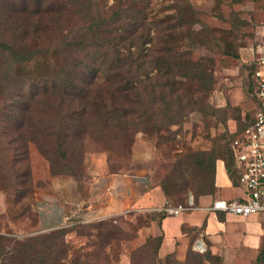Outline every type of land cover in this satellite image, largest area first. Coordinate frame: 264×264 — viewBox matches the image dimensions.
<instances>
[{
	"label": "trees",
	"instance_id": "1",
	"mask_svg": "<svg viewBox=\"0 0 264 264\" xmlns=\"http://www.w3.org/2000/svg\"><path fill=\"white\" fill-rule=\"evenodd\" d=\"M90 2L0 0V137L14 168L12 182L18 185L11 203L34 198L30 166H21L30 144L48 161L51 175H75L72 165H83L90 141L109 152L126 149L128 143L131 149L139 132L155 135L159 142L174 140L173 127L181 126L196 110V101L214 88L213 59L193 58L196 33L180 13L152 20L157 27L151 30L146 24L136 26L134 20L145 16L139 17L142 9L135 11L132 3L103 14ZM71 15L82 24L65 27L63 19ZM230 54L238 58L237 52ZM32 62L39 66L35 75L24 69ZM216 156L215 149H208L177 158V177L159 182L166 203L186 204L188 195L183 203L169 197L179 200L188 189L194 205L201 195L212 194ZM225 160L233 178L229 149ZM191 163L202 172L197 185L188 178ZM29 206L23 203L13 217L26 214ZM155 212L149 214L159 217L157 222L166 215ZM66 227H58L57 234L20 239L0 235V264H108L95 250L74 253L73 259L64 250L54 256ZM95 228L106 245L119 229L112 218ZM153 239L157 253L162 235ZM263 253L264 247L257 262Z\"/></svg>",
	"mask_w": 264,
	"mask_h": 264
},
{
	"label": "rangeland",
	"instance_id": "2",
	"mask_svg": "<svg viewBox=\"0 0 264 264\" xmlns=\"http://www.w3.org/2000/svg\"><path fill=\"white\" fill-rule=\"evenodd\" d=\"M87 1V0H81ZM92 7L99 8L103 14H109L114 6L127 7L132 3L133 9L137 11L142 9V20L134 23L146 24L151 30L155 29L156 23L152 20L172 14L175 11L185 21L192 23L194 33H196V48L192 51V56L197 59L200 55L212 57L214 62V88L196 101V110L189 113L187 119L181 126L173 127L174 140L159 142L155 135H145L137 133L136 138L140 137L150 140L152 143L153 161L147 176L150 182L159 184L164 177H174L178 175L174 168V162L182 154L193 151H206L215 149L216 154L220 150L225 153L229 149L230 139L235 135L227 131L217 130L212 126L210 117L214 114L222 115V110H217L212 99V93L217 86V79L223 73L224 68L231 69L232 64L236 63V58L230 53L237 52L238 48L244 43L245 35L243 24L246 26L248 17H260V13L253 8L257 0H90ZM183 7L178 11V5ZM181 4V5H182ZM177 7V10H176ZM131 17V16H130ZM137 18V17H136ZM121 19H124L121 18ZM129 20L126 19L125 22ZM123 21V20H122ZM82 22L76 16H69L63 19V25L70 27L79 26ZM141 26L137 31H140ZM225 51V52H224ZM229 52V53H227ZM227 53V54H224ZM29 75H35L39 71V66L34 62L24 67ZM220 73V74H219ZM208 96V97H207ZM256 110V104L254 113ZM212 113V114H210ZM254 116V115H253ZM240 127L239 132L242 131ZM220 129H222L220 127ZM237 132V133H239ZM214 133V134H212ZM159 144L157 145V143ZM7 144L3 137H0V235L20 239L26 236L37 234H57L59 228L46 231H36L33 228L35 222V192L47 187L49 177L54 176L49 172L48 161L38 152L33 144L28 146V158L22 161L21 166L29 165L32 175V184L34 188V198H22L18 202L11 203L13 188L17 187L11 174L13 169L9 163L7 153ZM122 147V146H120ZM125 148L112 151L99 150L98 144L93 141L87 143L88 153L103 152L111 168L126 170L129 168L133 149H130V143ZM131 150V152H130ZM84 161V159H83ZM75 175H68L75 178H82L86 174V165L79 168L75 165ZM11 167V168H10ZM175 170V171H174ZM189 179L192 183L199 181L201 170L192 165L188 170ZM196 177V179L194 178ZM24 186H19L22 189ZM192 192L188 189L182 194L179 200L177 195L169 197V201L183 203L187 195ZM11 200V201H10ZM30 203L29 211L19 217H13L14 212L19 210L23 203ZM168 204V203H166ZM154 211V210H153ZM152 210H130L124 211L111 217L79 222L66 227L65 235L62 241L56 246L54 256L63 255V250L67 253V258H74V253L83 254L95 250L99 253L100 260L106 256L108 264H220V259L211 254L208 248L198 249L195 247L196 235H192L191 230L188 233L189 238L183 251H174L166 255H160L156 251V241L150 233L152 220H158L159 217L149 214ZM155 211H159L155 209ZM154 211V212H155ZM153 215V219H150ZM113 219V224L118 226L117 234L114 240L108 245L99 239L95 225L107 219ZM187 232V230H186ZM80 252V253H79ZM83 260V256H81ZM71 259V261H72Z\"/></svg>",
	"mask_w": 264,
	"mask_h": 264
},
{
	"label": "crops",
	"instance_id": "3",
	"mask_svg": "<svg viewBox=\"0 0 264 264\" xmlns=\"http://www.w3.org/2000/svg\"><path fill=\"white\" fill-rule=\"evenodd\" d=\"M253 8L261 16H249L246 26L243 24L242 28L246 27L244 43L238 48L236 63L231 69L224 68L212 93L216 108L222 110L221 116L210 117L213 130L218 127L219 131L236 134L254 119L257 106L254 71L264 72L256 62V47L264 38V0H257ZM132 149L131 163L126 170L111 168L103 152H94L84 157L86 174L82 178L49 177L47 187L35 192L34 230L46 231L66 223L111 217L130 210L155 211L165 205L160 185L150 182L147 176L153 161L151 141L140 137ZM225 156L223 150L216 156L212 194L201 195L192 210L179 215L166 214L159 222L151 221L150 233L162 235L160 255L183 251L191 230L196 235L195 245L199 243V249L208 248L220 259V264H264V253L257 262L264 247V210L247 216L207 210L214 199L243 200L246 196L237 174L233 178L228 174Z\"/></svg>",
	"mask_w": 264,
	"mask_h": 264
},
{
	"label": "built area",
	"instance_id": "4",
	"mask_svg": "<svg viewBox=\"0 0 264 264\" xmlns=\"http://www.w3.org/2000/svg\"><path fill=\"white\" fill-rule=\"evenodd\" d=\"M256 51V62L264 68V38L256 47ZM254 75L257 79L254 93L257 106L253 122L236 133L229 142L232 167L237 174L239 185L246 191V196L243 200L214 199L207 210H219L241 216L264 210V72L256 69ZM194 208L192 195L189 194L186 204H165L156 209L169 215H179ZM72 225L73 223H66L60 227Z\"/></svg>",
	"mask_w": 264,
	"mask_h": 264
},
{
	"label": "bare ground",
	"instance_id": "5",
	"mask_svg": "<svg viewBox=\"0 0 264 264\" xmlns=\"http://www.w3.org/2000/svg\"><path fill=\"white\" fill-rule=\"evenodd\" d=\"M195 247L199 249V248H200V244L197 243V244L195 245Z\"/></svg>",
	"mask_w": 264,
	"mask_h": 264
}]
</instances>
